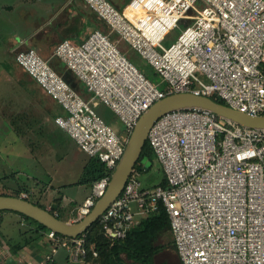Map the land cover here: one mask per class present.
<instances>
[{"label":"built area","instance_id":"1","mask_svg":"<svg viewBox=\"0 0 264 264\" xmlns=\"http://www.w3.org/2000/svg\"><path fill=\"white\" fill-rule=\"evenodd\" d=\"M84 1L109 29L96 27L80 41L65 37L52 57L85 84L90 99L34 47L16 53L17 62L66 110L55 118L59 126L110 170L93 183L76 220L104 195L139 118L157 100L189 91L264 114V0H131L123 9L111 0ZM181 25L178 38L165 46L167 34ZM121 42L148 60L167 88L152 82ZM100 101L121 119L123 133L96 111ZM147 141L167 184H143L134 167L100 217L110 243L163 204L181 264H264V127L181 108L161 116ZM45 243L49 250L38 261L7 256L4 262L51 264L60 248L75 263L91 264L90 254L99 256L85 232L68 236L48 228Z\"/></svg>","mask_w":264,"mask_h":264},{"label":"rangeland","instance_id":"2","mask_svg":"<svg viewBox=\"0 0 264 264\" xmlns=\"http://www.w3.org/2000/svg\"><path fill=\"white\" fill-rule=\"evenodd\" d=\"M122 1H124L125 5L124 3H118V5L123 9L131 0H121V2ZM82 2L86 5L84 0H82ZM22 8L21 5H18L17 11L11 13L13 18L17 19V21L19 20V14L24 16ZM18 9L21 10L20 13ZM22 22L18 24L20 25V36L17 41L18 44L16 43L13 49L15 54L20 49L26 47L19 43V39L25 38L23 37L25 29ZM183 26L184 25H181L172 29L162 43L165 46H169L173 43L181 33ZM4 27V32L1 34L0 38V47L2 48V53L0 52V60L3 56H6L11 61L13 56L8 53V55L5 54L6 50L4 51V49L7 48H4V45L9 41L15 27L11 23H6ZM98 27L106 31L109 29L106 23L102 20H99ZM113 35L114 37H118L116 33ZM121 45L122 49L127 51L128 58L133 61V63L137 65V67L142 70L152 82L162 88H167V83L164 81L162 75L156 72L155 68L148 62V60L141 57V55L130 48L128 44L121 42L120 46ZM37 49L45 58L51 60L52 65L58 61L57 58L52 57V47L49 48L48 52L42 51L39 48ZM58 67H60V69L62 67L64 68L65 64L60 63L58 64ZM23 75L28 76L29 74L25 71ZM81 85L84 87V89L80 90L83 97L90 99L92 97L91 92L87 90L83 82H81ZM56 106L58 109L51 117L54 125H56L54 114L64 111L59 103H57ZM95 109L106 121L114 126L119 133H123L125 127L123 122L104 102L100 101ZM40 131L41 129L39 127H35L33 128V132L36 133L33 135L28 134V139L32 142L33 148L31 154L29 151L30 149L28 150V147L24 142L25 139L23 137H25V134H14L11 127L6 124L5 121L1 125L0 165L2 166L0 168V175L4 177V174L8 173V176L6 178H1L6 186L4 184V186H0V193H14L19 190L21 195L27 193L32 201L37 200L43 205L50 204L51 206H49V208H51L52 205L58 207L63 218L67 217L72 210L73 214L76 215L78 214V209L85 198L92 193V183L82 180L84 167L90 156L83 151L77 141L59 125H57L55 135L50 132H44V135H42ZM41 138L44 140L38 142ZM9 147H11V149ZM41 149L43 150L40 152ZM6 150H12L10 152L11 156L3 154ZM43 152H47V154H44ZM162 170L163 167L160 160L155 157L151 167L140 175L142 183L145 185H152L160 182L161 177L164 174ZM59 198L61 199L60 202H58ZM57 203L58 205L56 206ZM36 224L37 222L30 218L23 220L18 211L5 210L2 212V217L0 218V237L12 243L11 245L15 243L21 245H23L24 242L28 243L27 247L30 252L33 249H36L44 255L49 249V244L45 243L47 240L48 228L36 229ZM34 225V229H31ZM171 236L163 235L160 239L159 242L163 245H167L168 248H163L156 255V263L164 262L166 260L167 264H180L179 256L176 254V250L172 247L174 242L173 236ZM6 249H9L14 255L18 254L14 253L12 248L10 249L7 247ZM68 253L69 252L65 248H60L59 252L56 254L58 264H80L67 260ZM0 264H4V259L1 257ZM6 264L14 263L9 262Z\"/></svg>","mask_w":264,"mask_h":264},{"label":"crops","instance_id":"3","mask_svg":"<svg viewBox=\"0 0 264 264\" xmlns=\"http://www.w3.org/2000/svg\"><path fill=\"white\" fill-rule=\"evenodd\" d=\"M111 1L117 6H119L118 3H124V1L121 2V0ZM18 5L23 7L24 16L19 14V20L17 21V19L13 18L11 13L17 11ZM86 5L82 0H0V38L1 34L4 32V25L6 23H11L15 27L9 41L4 45V48H7L4 49V51L6 50L5 54L8 53L13 57L11 61L6 56H3L0 60V127L5 121L6 124L11 127L14 134H25V137H23L25 139L24 142L28 150L30 149L29 151L31 154L33 148L32 142L28 139V134L33 135L36 133L33 132V128L39 127L42 135H44V132H50L53 135L56 134V128L59 124L55 119L56 125H54L51 117L53 113H56L58 109L56 104L59 102L17 62L16 54L13 52V49L16 43L18 44L17 41L20 36V25L18 24L23 21L22 24L25 29V34L23 36L25 38L19 39L20 44L26 47L32 46L38 52L39 50L37 48L48 52L49 48H54L61 39L69 37L76 41H80L85 38L91 30L98 27L100 19L95 15L96 13L87 5L92 10L91 11ZM18 11L20 13L21 10L18 9ZM1 51L2 48L0 47V52ZM25 71L29 74L28 76L23 75ZM57 113L58 114H54L55 118L58 115L66 114V110L64 109L63 112ZM42 140L44 139L41 138L38 142ZM9 148L11 149V147ZM42 150L43 149H41L40 152ZM11 151L6 150L3 154L11 156ZM43 153L47 154V152ZM1 166L2 165H0V168ZM7 176L8 173H5L4 177L0 175V186L3 184L5 185L1 178H6ZM45 206L49 208L51 205L48 204ZM56 212L59 213L58 211ZM76 218L77 214H73L72 210L70 214L63 219L75 220ZM34 227L35 225L31 228ZM164 235L171 236L172 233L170 232ZM1 241L4 245V250H2V242L0 243L1 258L12 256L13 258L21 257L24 260L32 259L38 261L46 254L44 253L43 255L36 249L30 252L26 245L19 251L17 256L6 249V246L11 249L12 243L3 238ZM165 246V248H168L167 245ZM55 261L57 262V258H55ZM13 263L18 264L15 262ZM4 264L6 263L4 262Z\"/></svg>","mask_w":264,"mask_h":264},{"label":"water","instance_id":"4","mask_svg":"<svg viewBox=\"0 0 264 264\" xmlns=\"http://www.w3.org/2000/svg\"><path fill=\"white\" fill-rule=\"evenodd\" d=\"M194 107L211 110L242 125L264 127V114L253 116L210 96L197 95L189 91L168 94L157 100L141 115L127 141L125 152L111 175L104 195L97 200L91 211L82 219H63L57 213L52 212L50 208L43 207L22 195L0 193V210L18 211L61 234L68 236L81 234L101 217L106 208L121 193L128 177L141 157L153 124L161 116L172 110Z\"/></svg>","mask_w":264,"mask_h":264},{"label":"trees","instance_id":"5","mask_svg":"<svg viewBox=\"0 0 264 264\" xmlns=\"http://www.w3.org/2000/svg\"><path fill=\"white\" fill-rule=\"evenodd\" d=\"M60 63L64 62L58 59V61L53 64L54 67L58 70V72H60L65 77V79L69 81L79 91L81 89H84V87L81 85L82 81L71 70H69L66 65L64 68L62 67L61 69L60 67H58V64ZM215 99L225 103L224 100L219 97ZM155 157L157 156L154 150L152 149L151 145L147 141L144 146L141 157L135 165L141 170V174L151 167ZM162 171L164 174L161 177V181L150 186L158 184H167L165 172L164 170ZM108 174H110V170L108 169L105 162H103L98 157H90L84 167L82 180L89 181L93 185L96 180H99L100 178ZM1 194L21 195L19 190L14 193L2 192ZM26 198L30 199L29 196ZM60 200L61 199L59 198L58 202H60ZM33 202L43 207H46L37 200H33ZM57 205L58 203L56 204V206ZM50 210L52 212L57 213L56 210H58V207L52 205ZM1 211L3 212L5 210ZM20 214L25 216L26 218L33 219L32 217H29L22 213ZM57 214L59 217L63 218L60 212ZM35 221L37 222L36 229L47 228L44 224L38 222L37 220ZM84 232L87 234V242L94 243L99 251L98 257H93L90 254L89 260L91 264H167L166 260L164 262L156 263L155 259L156 255L163 248L166 247L165 244L163 245L159 242L161 236L171 232L169 214L163 204L160 206V209L157 212H153L146 216H141L139 218V221L127 232L126 236L124 238L118 239L113 245L110 243V239L104 234L103 225L100 218L96 220L93 224H91L89 228ZM24 244H13V252L19 253L22 248L28 245V243L25 242ZM172 247L176 250L174 243L172 244ZM176 254L178 255V253ZM67 260H69V258H67ZM179 262L181 264L180 258ZM51 264H57V262L54 261Z\"/></svg>","mask_w":264,"mask_h":264},{"label":"bare ground","instance_id":"6","mask_svg":"<svg viewBox=\"0 0 264 264\" xmlns=\"http://www.w3.org/2000/svg\"><path fill=\"white\" fill-rule=\"evenodd\" d=\"M179 27V26H178ZM175 29V28H174ZM146 60V59H145Z\"/></svg>","mask_w":264,"mask_h":264}]
</instances>
